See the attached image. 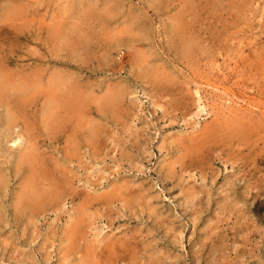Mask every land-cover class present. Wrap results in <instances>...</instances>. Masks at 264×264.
Returning a JSON list of instances; mask_svg holds the SVG:
<instances>
[{
	"label": "rangeland",
	"instance_id": "1",
	"mask_svg": "<svg viewBox=\"0 0 264 264\" xmlns=\"http://www.w3.org/2000/svg\"><path fill=\"white\" fill-rule=\"evenodd\" d=\"M100 263L264 264V0H0V264Z\"/></svg>",
	"mask_w": 264,
	"mask_h": 264
},
{
	"label": "bare ground",
	"instance_id": "2",
	"mask_svg": "<svg viewBox=\"0 0 264 264\" xmlns=\"http://www.w3.org/2000/svg\"><path fill=\"white\" fill-rule=\"evenodd\" d=\"M185 35H186V34H185ZM190 37H191V36H190ZM194 37H195V36H194ZM183 39H184V38H183ZM190 39H191V38H190ZM203 40H204V39H203ZM183 49H184V48H183ZM183 49H182V51H183ZM185 49H187V48H185ZM185 49H184V50H185ZM188 50H189V49H188ZM185 52L189 53L190 51L188 52V51L185 50ZM182 53H183V52H182ZM189 54H190V53H189ZM69 77H70V76H69ZM257 83H258V82H257ZM66 86H67V85H66ZM68 87H69V86H68ZM58 90H59V89H58ZM62 92H63V91H62ZM246 99H248V98H246ZM249 105H250V104H249ZM56 107H57V106H56ZM58 108H59V107H58ZM245 109H246V108H245ZM249 109H250V108H249ZM73 111H74V110H73ZM66 114H67V113H66ZM60 115H61V114H60ZM87 123H88V122H87ZM234 123H235V122H234ZM243 124H244V123H243ZM243 124H242V125H243ZM236 125H237V124H236ZM233 126H234V125H233ZM234 127H235V126H234ZM238 129H239V128H238ZM215 130H216V129H215ZM240 131H241V130H240ZM208 133H209V132H208ZM246 141H247V140H246ZM210 144H211V143H210ZM32 146H33V145H32ZM189 147H190V146H189ZM191 147H192V146H191ZM188 151H189V150H188ZM200 151H201V150H200ZM38 156H39V155H38ZM175 164H176V163H175ZM29 174H30V173H29ZM41 183H42V182H41ZM23 187H24V186H23ZM44 191H45V190H44ZM44 191H43V192H44ZM48 194H49V193H48ZM36 195H37V194H36ZM42 195H43V194H42ZM52 195H53V194H52ZM43 196H44V195H43ZM46 197H47V196H46ZM38 198H39V197H38ZM43 198H44V197H43ZM48 198H50V197H48ZM31 199H32V198H31ZM44 200H45V199H44ZM42 201H43V200H42ZM33 202H34V201H33ZM35 203H36V202H35ZM30 205H31V204H30ZM17 209H18V207H17ZM79 217H80V216H79ZM77 226H78V225H77ZM78 232H79V231H78ZM108 238H109V237H108ZM96 242H97V241H96ZM109 242H111V241H109ZM106 243H107V242H106ZM113 243H114V242H113ZM116 243H117V242H116ZM104 244H105V243H104ZM108 245H109V243H108ZM109 246H110V245H109ZM106 247H108V246H106ZM111 248H112V247H110V248H108V249H111ZM102 249H103V248H102ZM114 249H115V248H114ZM104 250H105V248H104ZM106 250H107V248H106ZM90 251H91V250H90ZM107 251H108V250H107ZM97 252H98V251H97ZM100 252H101V250H100ZM109 252H110V251H109ZM92 253H93V252H92ZM107 254H108V253H107ZM125 254H126V253H125ZM91 255H92V254H91ZM97 255H98V254H97ZM99 255H100V254H99ZM99 255H98V256H99ZM93 256H94V255H93ZM99 259H100V257H99ZM104 259H105V258H104ZM89 260H90V259H89ZM94 260H96V259H93V261H94ZM104 261H105V260H104ZM100 262H101V261H100ZM96 263H97V262H96ZM100 264H101V263H100Z\"/></svg>",
	"mask_w": 264,
	"mask_h": 264
}]
</instances>
